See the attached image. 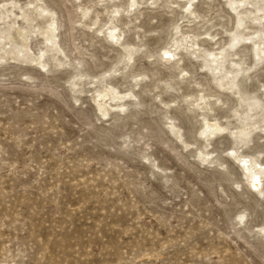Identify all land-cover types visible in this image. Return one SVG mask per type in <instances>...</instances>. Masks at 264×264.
<instances>
[{
    "label": "rangeland",
    "instance_id": "rangeland-1",
    "mask_svg": "<svg viewBox=\"0 0 264 264\" xmlns=\"http://www.w3.org/2000/svg\"><path fill=\"white\" fill-rule=\"evenodd\" d=\"M256 42L264 0H0V264H264Z\"/></svg>",
    "mask_w": 264,
    "mask_h": 264
},
{
    "label": "bare ground",
    "instance_id": "bare-ground-1",
    "mask_svg": "<svg viewBox=\"0 0 264 264\" xmlns=\"http://www.w3.org/2000/svg\"><path fill=\"white\" fill-rule=\"evenodd\" d=\"M13 5V4H12ZM47 11V10H46ZM25 19V18H24ZM29 22H31V21H29ZM50 32H51V30H49L47 33H46V37H45V40L48 42V43H50V47H51V49L53 48H55V41H54V39H55V36L53 35V34H50ZM50 34V35H49ZM255 45L257 46L258 45V43L256 42L255 43ZM254 45V46H255ZM179 48V47H178ZM258 50L261 52V53H263V55H264V45L262 46V45H258ZM53 51V50H52ZM169 52V51H168ZM257 52V51H256ZM256 52H255V54H256ZM174 53H176V52H174ZM167 55H169L168 57H172V54L171 53H168ZM257 55H258V52H257ZM256 56V55H255ZM259 56V55H258ZM257 56V57H258ZM173 58V57H172ZM258 58H260V56L258 57ZM257 58V59H258ZM215 59H217V57H215ZM261 61V60H260ZM225 63H223V65H224ZM220 66V65H219ZM215 70V69H214ZM232 92V91H231ZM243 96V95H242ZM243 99H244V97H243ZM241 100V99H240ZM240 115V114H239ZM250 117V116H249ZM252 118V117H251ZM250 118V119H251ZM262 122V121H261ZM216 126V125H215ZM242 132V131H241ZM250 133V132H249ZM239 134V133H238ZM234 152V151H233ZM232 154H234V153H232ZM237 160H239V162H240V164L242 165V167H243V170L248 174V176L250 177V179H251V181H250V183H251V186L255 189V190H257V191H259L260 190V187L262 186V184H263V181H264V171H263V169H264V165L263 164H261V163H258V162H250V161H248V160H246V159H242V158H239V157H237L236 158ZM263 192H261V194H262Z\"/></svg>",
    "mask_w": 264,
    "mask_h": 264
}]
</instances>
